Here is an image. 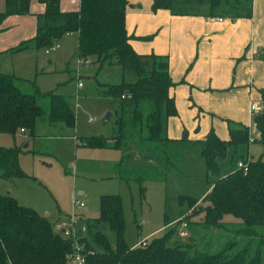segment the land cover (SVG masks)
<instances>
[{
  "label": "trees",
  "instance_id": "1",
  "mask_svg": "<svg viewBox=\"0 0 264 264\" xmlns=\"http://www.w3.org/2000/svg\"><path fill=\"white\" fill-rule=\"evenodd\" d=\"M39 2L45 5V10L36 14L35 36L12 51L44 50L66 35H74L78 39L76 56L81 62L95 56L99 69L105 64H117L124 71L129 69L137 74L134 82L123 79L120 83L106 85L104 92L119 100L117 128L111 137H78L82 146L120 148L132 132L138 133L136 129L140 125L143 140L152 144L147 148L149 156L143 159L149 163L151 159L157 160L155 153L162 144L176 141L168 135L169 118L178 115L175 99L170 94L175 82L166 56L141 54L131 44L133 35L126 27L129 1L81 0L80 8L71 11L61 9V0ZM190 4L196 11H199L198 6L207 5L210 15L238 18L253 14V0H154L152 8H168L177 13L189 10ZM30 13L31 0H5L0 23L9 16ZM19 80L12 73L0 71V132L16 136L22 131L34 136L40 120H47L52 125L76 126L75 111L65 95L55 90L44 92L36 86L35 92L26 93L18 84ZM43 97L49 100L48 110L40 103L39 99ZM256 117L259 136L254 142L250 141L249 126L231 119H227L228 138L220 137L211 129L204 138L192 140L199 147L207 174L213 178L208 179L209 189L201 198L195 194H179L177 197L180 207L186 204L185 210L203 213L200 225L205 228H227L229 222L223 221L225 216H234L240 226L233 231L249 237L248 244L237 252H233L237 240H231L219 251L199 250L191 242L171 244L175 231L172 229L145 246L131 247L125 237L121 196L102 194L99 216L83 219L87 231L82 243L89 263L264 264V108ZM155 143L158 145L156 149ZM253 144L262 146L258 155L251 153ZM23 151L17 143L11 147L0 146V178L27 175L19 160ZM240 161L248 165V170L239 167ZM200 201L204 205H198ZM187 223L189 228L190 223ZM256 239V248L252 249ZM72 249L73 242L56 230L50 217L21 204L10 193L0 194V264H68Z\"/></svg>",
  "mask_w": 264,
  "mask_h": 264
},
{
  "label": "rangeland",
  "instance_id": "2",
  "mask_svg": "<svg viewBox=\"0 0 264 264\" xmlns=\"http://www.w3.org/2000/svg\"><path fill=\"white\" fill-rule=\"evenodd\" d=\"M31 1L30 14L10 16L0 23V51L3 47L12 49L35 36L36 24L32 12H37L40 5L38 0ZM4 9L5 0H0V11ZM74 52L73 44L64 52L60 48L49 54L45 49H33L10 59L3 58V63H0L9 70L13 66L17 74L31 81L32 84L18 83L24 92H35V86L44 92L55 90L70 100L76 114V126L73 128L40 120L33 137L22 131L16 136L0 132V146L11 147L17 143L23 149L29 142L28 150L19 155L20 165L27 175L0 178V194L10 193L21 204L51 214L52 222L60 213L68 216L74 209L75 199L87 203L86 208L79 210L82 218L92 219L99 216L102 194L120 195L126 222L125 237L131 247L142 242L150 243L172 229L175 231L171 244L191 242L199 250L219 251L231 240H237L238 245L233 250L237 252L248 244L249 237L233 231L240 226L234 216H225L223 221L229 222L227 228H205L200 225L203 213L194 214L193 209L185 210L186 204L181 205L182 208L179 206V194H195L201 198L209 189L208 179L213 178L207 174L199 147L192 141L196 137L195 127L192 126L196 116L201 118L202 126L205 122L202 114L192 117V107L180 112L189 130L182 133L181 139L184 140L162 144L155 153L158 161L151 159L149 163L143 159L149 156L145 155V151L152 144L143 140L140 125L136 129L138 133L132 132L120 148L82 146L78 137H111L117 128L119 100L104 92L106 85L120 83L123 79L134 82L137 74L129 69L124 71L117 64H105L99 69L95 56L81 62ZM79 82L83 83L82 87L78 86ZM39 100L48 110L49 100L45 97ZM255 117L250 133L257 138L259 132ZM216 120L219 121V118ZM221 120L227 122L224 118ZM211 129L215 130L214 127ZM189 132L193 138L188 136ZM155 146L158 145L155 143ZM261 149L260 144H253L251 153L258 155ZM198 205L204 204L200 201ZM182 221L190 223L189 237L179 234ZM254 244L252 249L256 248L257 239Z\"/></svg>",
  "mask_w": 264,
  "mask_h": 264
},
{
  "label": "crops",
  "instance_id": "3",
  "mask_svg": "<svg viewBox=\"0 0 264 264\" xmlns=\"http://www.w3.org/2000/svg\"><path fill=\"white\" fill-rule=\"evenodd\" d=\"M128 1L126 27L133 35L130 41L135 50L144 55L166 56L169 62L170 75L175 82L170 94L178 109V115L169 119V137L178 141L188 130L180 112L189 107L193 108L192 117L202 114L205 120L203 127L201 118L196 116L192 124L196 137L192 140L204 138L211 127L220 137L228 138V123H224L223 118L250 128L254 116L251 105L264 108V0H253L251 17L238 18L210 15L207 5L198 6L199 11H196L190 4L189 10L174 13L168 8L153 10L154 0ZM38 3V11L32 12L36 30V14L45 10V5L39 0ZM80 3L81 0H61L60 6L63 11L78 10ZM72 44L76 54L78 39L74 35H66L60 41V48L64 52ZM28 51L14 52L3 47L0 63ZM6 69L0 64V71L9 70ZM9 71L7 73L16 75L20 83L32 84L28 78L17 74L13 66ZM188 136L192 137L191 132ZM24 146L26 152L29 142L28 147ZM45 215L50 217L51 214ZM64 216L60 213L57 220Z\"/></svg>",
  "mask_w": 264,
  "mask_h": 264
},
{
  "label": "built area",
  "instance_id": "4",
  "mask_svg": "<svg viewBox=\"0 0 264 264\" xmlns=\"http://www.w3.org/2000/svg\"><path fill=\"white\" fill-rule=\"evenodd\" d=\"M222 20V18H218ZM60 42L55 43L51 47L45 49L46 53H52L57 51L60 48ZM79 87L83 86L82 82L78 83ZM263 107L258 104L251 105V111L254 115L259 114L262 111ZM255 138L251 136L250 141L254 142ZM239 167L248 170V165L243 161L239 162ZM87 203L81 201L79 199L74 200V209L73 211L66 217L55 221V228L57 231L62 233L63 237L69 239L73 242V249L68 256V264H90L88 261V253L85 252V246L82 243V239L86 236L87 225L83 223L82 215H80L79 210L86 208ZM180 235L183 237H187L190 235L188 230V223L186 221H182L180 228ZM147 242H142L141 245L137 246H145Z\"/></svg>",
  "mask_w": 264,
  "mask_h": 264
},
{
  "label": "water",
  "instance_id": "5",
  "mask_svg": "<svg viewBox=\"0 0 264 264\" xmlns=\"http://www.w3.org/2000/svg\"><path fill=\"white\" fill-rule=\"evenodd\" d=\"M108 118H110L109 116H108ZM257 119H259L260 118V116H257L256 117ZM187 136H185V138H186ZM24 147H28V143H26L25 144V146ZM150 153H149V151L147 150V151H145V155H149ZM47 216V215H46Z\"/></svg>",
  "mask_w": 264,
  "mask_h": 264
}]
</instances>
